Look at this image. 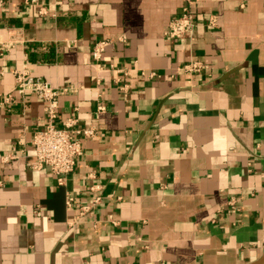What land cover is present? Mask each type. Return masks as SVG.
Returning <instances> with one entry per match:
<instances>
[{"label": "crops", "instance_id": "1", "mask_svg": "<svg viewBox=\"0 0 264 264\" xmlns=\"http://www.w3.org/2000/svg\"><path fill=\"white\" fill-rule=\"evenodd\" d=\"M185 7L194 35L167 39ZM13 35L0 50V264L264 255V0H0V41ZM21 70L68 89L58 127L96 132L65 185L32 168L45 103H4Z\"/></svg>", "mask_w": 264, "mask_h": 264}, {"label": "built area", "instance_id": "2", "mask_svg": "<svg viewBox=\"0 0 264 264\" xmlns=\"http://www.w3.org/2000/svg\"><path fill=\"white\" fill-rule=\"evenodd\" d=\"M26 3H37V0H25ZM215 20L212 18L211 24L214 25ZM197 28L194 13L189 7H185L181 14L169 23L164 35L172 41H184L188 36H193ZM19 36L13 35L7 42L0 41L1 52L9 51L18 42ZM108 45L107 41H99L94 48V58L96 60L102 57V54ZM1 53V54H2ZM203 65L200 62L186 64L183 70L187 72H199ZM156 76L155 72L149 74L150 78ZM16 94L8 95L4 99L6 105H12L17 97L25 98L28 95H34L45 103L47 114V124L44 128L37 130L35 133L32 146L34 149L35 161L32 168L35 170L47 169L55 176L59 185H65L69 176L76 168V161L83 152V138L94 137L96 132L93 128L74 129L75 119H69L64 127H58L56 120L58 118L59 98L67 92V88L56 87L42 77H36L28 72L21 70L15 71ZM103 111L105 108L100 106ZM18 156L9 154L4 159H15ZM73 198H69L68 205H71ZM100 198H95L94 203H99ZM88 206L81 208L86 212Z\"/></svg>", "mask_w": 264, "mask_h": 264}, {"label": "water", "instance_id": "3", "mask_svg": "<svg viewBox=\"0 0 264 264\" xmlns=\"http://www.w3.org/2000/svg\"><path fill=\"white\" fill-rule=\"evenodd\" d=\"M250 264H264V255L260 259L254 261Z\"/></svg>", "mask_w": 264, "mask_h": 264}]
</instances>
